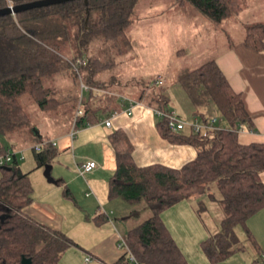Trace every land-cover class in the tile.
I'll use <instances>...</instances> for the list:
<instances>
[{
    "label": "trees",
    "instance_id": "obj_1",
    "mask_svg": "<svg viewBox=\"0 0 264 264\" xmlns=\"http://www.w3.org/2000/svg\"><path fill=\"white\" fill-rule=\"evenodd\" d=\"M37 0H0V9ZM140 0H73L55 5L0 15V137L30 134L31 120L21 97L30 94L39 107L48 110L59 104L55 90L45 80L62 68L64 50L74 53L71 63L86 62L90 67L95 56L89 46L100 38L116 40L131 26ZM244 0H177L174 5H190L215 25L237 14ZM245 43L256 51H264V24L247 29ZM93 74V73H92ZM178 82L192 100L194 116L207 123L201 112L216 109L227 123H218L195 131L187 127L174 132L166 118L159 117L157 128L172 144H189L197 149V157L181 168L163 164L140 166L134 159V145L122 129L110 134L116 153L117 168L109 185L111 199H122L136 206L131 214L141 219L139 206L145 204L148 216L124 234L133 253L142 264H191L163 220L162 213L173 205L192 198L209 195L221 197L223 211L220 229L201 242L212 264H218L242 247L236 233L241 226L254 241L248 220L264 208V143H243L238 128H253L243 94L234 90L216 60L185 70ZM91 90L100 83H85ZM96 94V93H95ZM101 94L100 110L110 108ZM107 95V94H106ZM95 96V95H94ZM93 96V97H94ZM108 97L107 101H110ZM155 109L170 110L162 95L153 96ZM152 106V105H151ZM87 102L77 126L98 121V110ZM27 141V140H25ZM0 140V154L12 151ZM58 154L57 148L46 146L34 152L37 167L49 164ZM35 188L29 172L19 162L0 166V264H22L24 257L32 264H61L63 253L77 243L61 230L41 223L25 212L34 201ZM201 204L203 202H200ZM144 206V205H143ZM200 208H197L201 214ZM106 217V216H104ZM99 216L98 220H102ZM115 264H131L125 254Z\"/></svg>",
    "mask_w": 264,
    "mask_h": 264
},
{
    "label": "crops",
    "instance_id": "obj_2",
    "mask_svg": "<svg viewBox=\"0 0 264 264\" xmlns=\"http://www.w3.org/2000/svg\"><path fill=\"white\" fill-rule=\"evenodd\" d=\"M214 60L234 90L243 94L245 107L252 117L254 126L253 128L245 126V131L240 133L241 142L264 143V51L248 47L243 39L237 47L230 45ZM87 87L90 91L91 88ZM92 89L95 96L89 99L90 104L99 109L104 90L95 87ZM187 96L189 97L188 94ZM108 97L111 98L110 101H107ZM190 101L192 103L191 99ZM107 102H110L111 106L104 110L105 117L100 115L99 109L98 121L81 127L76 134L72 132L73 136L71 133H65L53 138L43 135L38 127L31 126L29 135L19 133L11 138L0 137L6 148L25 155V159L21 160L19 165L22 171L30 173L35 188L34 201L25 208V212L41 223L63 231L77 243L63 253L61 264H115L122 254L117 249L120 235H124L131 225L139 223L142 219L132 217L134 205L119 198L111 199L109 196L110 181L117 168L116 153L109 139L111 132L124 130L134 145L133 156L140 166L159 163L181 168L193 161L198 154L192 145L172 144L162 137L157 128L159 117L153 106L146 107L134 100L127 103L125 99L121 101L114 98L110 92L104 97V103ZM187 106L191 107V104ZM170 108L175 109L180 115L176 107ZM192 112L195 117L194 111ZM111 117L112 125L108 127L105 121ZM195 119L198 120L197 116ZM31 135L39 139L29 146L25 140ZM19 137H22L21 142H18ZM50 140L57 142L54 146L58 151L56 157L59 156L60 160L66 162L67 170H59L58 179L50 177L46 181L38 172L50 165L54 159L43 167H37L36 161L30 166H25L24 162L30 149L34 150L36 145ZM88 150H92L91 154ZM88 161H96L97 167L81 175L79 166ZM34 169L38 171L32 172ZM52 169L51 167L50 171ZM262 180L264 182V172ZM76 194L80 200L76 198ZM99 216H103V219L98 220ZM162 217L191 264H212L203 252L201 242L219 231L223 211L218 225H215L212 232L207 223L198 217L192 199L183 200L166 209ZM248 227L259 244L258 252L261 250L264 252V208L248 220ZM238 254L237 252L218 264H246Z\"/></svg>",
    "mask_w": 264,
    "mask_h": 264
},
{
    "label": "rangeland",
    "instance_id": "obj_3",
    "mask_svg": "<svg viewBox=\"0 0 264 264\" xmlns=\"http://www.w3.org/2000/svg\"><path fill=\"white\" fill-rule=\"evenodd\" d=\"M176 1L140 0L131 26L124 35L116 40L100 38L90 44L88 53L97 58L90 67H85V61L71 63L74 53L64 50L62 68L45 80V84L55 90L54 96L59 104L43 110L30 94L21 97L31 125L38 127L43 135L53 138L65 133L76 134L81 128L77 126L78 110L85 109L90 99L85 85L88 82L92 85L101 84L103 98L110 92L118 100L125 99L127 103L130 100L139 101L146 107H155L157 102L152 100L153 96L163 94L168 98L169 107H176L182 118L194 121V106L184 87L178 82L180 74L219 58L230 45L237 47L245 39L250 26L264 24V0H244L239 12L220 25H215L190 5L174 7ZM189 104L191 107L187 106ZM201 112L206 113L208 118L217 117L220 126L227 125L218 110L202 108ZM104 113L103 109L100 110L101 116L105 117ZM197 118L203 123L199 116ZM38 139L31 135L26 138V142L32 146ZM18 140L21 142L22 137ZM91 152L92 150H88V153ZM34 163V150L30 149L24 164L30 166ZM49 166L53 168L50 171L51 179L59 178V170H67L66 162L60 160L59 156L55 157L50 165L38 172L46 181V169ZM37 171L38 169H34L32 172ZM212 191L217 199L210 198L209 195L192 198L196 210L200 208L201 214L197 211L198 217L207 223L211 232L218 225L222 213L218 202L221 195L216 188ZM76 198L80 200L77 194ZM143 205L138 208L142 219L148 216V208L146 210L145 204ZM236 233L242 247L238 255L244 262L262 263L264 252H258V242L248 238L241 226L236 228Z\"/></svg>",
    "mask_w": 264,
    "mask_h": 264
},
{
    "label": "built area",
    "instance_id": "obj_4",
    "mask_svg": "<svg viewBox=\"0 0 264 264\" xmlns=\"http://www.w3.org/2000/svg\"><path fill=\"white\" fill-rule=\"evenodd\" d=\"M12 7V5H10ZM159 83H162L161 80H159ZM134 104V103H132ZM156 115L161 118L167 119V124L170 130L174 132L182 131L187 127H192L195 131H205L206 128L216 125L219 122V119L217 117L208 118L207 123H200L197 119L195 121H187L186 119L182 118L178 112L175 109H170L168 111L162 110V109H156L155 110ZM83 114V110L80 108L78 110V117ZM105 124L110 127L112 125V117L107 119L105 121ZM245 125H240L238 128V132L242 133L245 131ZM74 133H72V136ZM56 146L57 142L54 140L45 141L41 144H38L34 147V150L36 152H40L44 149L46 146ZM25 159V155L23 153H17L15 151H8L6 153L0 154V166L2 167H9L13 165L15 162H20L21 160ZM97 167L96 161H88L86 163H83L79 166V172L81 175H85L86 173H89L93 171ZM117 249L122 253L125 254L128 261L131 264H142L139 259L136 257V255L131 250L130 246L128 245L125 236L120 235L118 243H117ZM261 264H264L261 263Z\"/></svg>",
    "mask_w": 264,
    "mask_h": 264
},
{
    "label": "water",
    "instance_id": "obj_5",
    "mask_svg": "<svg viewBox=\"0 0 264 264\" xmlns=\"http://www.w3.org/2000/svg\"><path fill=\"white\" fill-rule=\"evenodd\" d=\"M67 1H73V0H37V1L29 2V3L17 5V6H12V7L8 6L4 9H0V15L17 14L21 11L55 5V4L64 3ZM84 1L86 4L89 3V0H84ZM50 169H51L50 166L47 167L46 169V175L48 178H50ZM22 264H32V260L30 258L24 257L22 260Z\"/></svg>",
    "mask_w": 264,
    "mask_h": 264
}]
</instances>
